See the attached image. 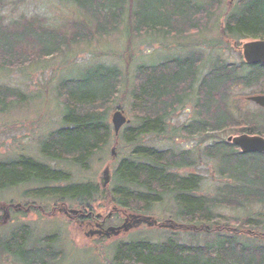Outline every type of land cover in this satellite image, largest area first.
I'll return each instance as SVG.
<instances>
[{
    "label": "trees",
    "instance_id": "trees-1",
    "mask_svg": "<svg viewBox=\"0 0 264 264\" xmlns=\"http://www.w3.org/2000/svg\"><path fill=\"white\" fill-rule=\"evenodd\" d=\"M59 1L72 5L82 17L61 25L37 15L8 19L4 9L15 1L0 0V69L22 70L120 31L129 58L124 72L118 66L98 64L59 81L55 90L63 106L61 125L43 140L40 155L88 171L92 159L103 154L112 139L121 140L131 152L119 159L104 193L93 182H74L69 171L25 156L0 160V192L38 184L40 188L33 191L36 198L52 199L64 207L66 202L75 203L85 213L86 225L108 212L120 220L123 215H149L161 208L170 211L169 221L177 225L173 231L209 238L189 244L171 234L161 244L121 243L112 264H264V216L229 218L218 211L264 206V154H242L221 137H264V108L244 109L249 104L247 91L264 94V64L230 62L218 46L264 40V0L228 3L221 22L215 21L219 38L208 55L191 51L164 57L136 66L132 76L134 40L201 37L215 17L213 1ZM24 97L0 88V112L21 105ZM190 108L188 124L172 126L177 113ZM116 109L127 112L130 119L118 136L110 123V112ZM148 136L201 140L194 150L176 151L145 145ZM202 143L210 144L200 150ZM203 158L217 164L223 181L215 196L200 194L204 180L200 174L181 173L197 167ZM31 239L28 226L9 238L0 236V257L11 256L18 264H54L62 259L56 250L57 235L32 239L34 244Z\"/></svg>",
    "mask_w": 264,
    "mask_h": 264
},
{
    "label": "rangeland",
    "instance_id": "rangeland-1",
    "mask_svg": "<svg viewBox=\"0 0 264 264\" xmlns=\"http://www.w3.org/2000/svg\"><path fill=\"white\" fill-rule=\"evenodd\" d=\"M14 4L8 5L4 9L8 19L20 16H40L47 19L48 23L57 25L65 22L76 21L82 15L76 9L59 0H13ZM211 2L216 12L215 17L209 25V30L201 37H192L188 40H163L161 38L136 39L131 45V65L130 74L138 65H150L159 62L164 57L182 55L191 51H201L205 55L210 53V46L217 42L219 38L218 25L221 22L222 13L227 9L229 0H199ZM239 0H234V3ZM219 4V5H218ZM218 6V7H217ZM217 7V8H216ZM217 21V24L215 23ZM248 40L240 41V45ZM223 57L230 62H240L241 47L237 48L224 44H218ZM126 37L123 31L116 32L99 40H93L90 44H80L73 48L66 55L47 59L43 62L26 67L22 70L7 71L0 69V88L5 91L11 90L23 94L22 104H14L4 112H0V160H11L20 156L29 157L40 162L50 164L56 169L69 171L74 182L90 181L99 186V190L104 193L108 183L102 187V173L105 168L109 169V182H111L112 171L119 159L130 154L131 150L125 148L124 143L111 140L109 146L103 154L94 157L88 171L70 166L69 164L53 163L45 160L40 155V148L43 140L61 125L62 108L60 101L56 97L55 87L63 78L75 77L79 72L104 64L108 66H118L123 72L128 60L125 54ZM248 92V91H247ZM246 92L245 97L249 95ZM258 94V93H257ZM8 99L10 98L7 93ZM16 102L14 98H10ZM244 104V103H241ZM258 107L253 104L244 106L245 110H256ZM114 111V110H113ZM112 111V112H113ZM110 112V114L112 113ZM193 114L192 108L187 111L177 113L172 122L175 128L187 125ZM129 119V115L125 114ZM232 135H221L225 140ZM175 140L165 136H148L144 139V144L156 149L194 150L200 144V137L191 142L181 137H174ZM203 144V145H202ZM200 150L210 143H202ZM114 150L115 157L112 158L111 151ZM217 164L203 158L197 167L184 169L181 173H197L203 177V184L200 194L207 196L216 195V187L222 185L223 181L217 174ZM62 186V185H61ZM110 187V186H109ZM40 188L38 184L24 185L18 188L0 192V236L9 238L10 234L17 231L22 226H28L31 238H41L46 235H57V251L62 253V259L54 264H112L115 248L121 243L136 241H146L154 244H161L174 235L180 242L197 244L201 241L209 240L208 237L198 236L188 231H172L169 228H161L160 224L169 220L170 211L161 208L154 209L149 215L158 223L157 226H147L141 224L135 228L121 233L117 237L98 240L95 237L86 238L80 229L79 220L81 216L75 215L69 218L63 213L66 211L78 210L73 202H66L64 207L61 202L52 199L35 197L33 191ZM26 193V195H25ZM104 197V194H101ZM63 203V202H62ZM63 205V206H62ZM9 206V211L3 213L1 207ZM21 210H15V209ZM229 218H245L248 215L262 214L264 216V206H251L240 210H218ZM104 213L103 216H106ZM6 217V220L5 219ZM145 216V217H146ZM121 221L115 216L108 220L107 225L112 227L120 226ZM174 221L172 225H176ZM79 226V227H78ZM31 239L30 243L34 244ZM201 244V243H200ZM0 264H18L11 256L0 257Z\"/></svg>",
    "mask_w": 264,
    "mask_h": 264
},
{
    "label": "water",
    "instance_id": "water-1",
    "mask_svg": "<svg viewBox=\"0 0 264 264\" xmlns=\"http://www.w3.org/2000/svg\"><path fill=\"white\" fill-rule=\"evenodd\" d=\"M233 0H230L232 2ZM241 52L244 62L251 65L256 64H264V40L259 41H250L241 45ZM248 101L264 108V95H255L247 98ZM110 123L113 128V132L115 136H118L120 130L125 125L130 123V120L125 116V112L121 109L114 110L110 115ZM227 142L236 146L242 154H250V153H264V138L259 135H237V136H229L227 138ZM114 150L111 151V156L115 157ZM109 169L105 168L102 173L103 183L102 187H105L109 183ZM63 213L71 218V216H75L79 213V211L71 210L66 211L62 210ZM110 217V214L108 215ZM141 216L129 215V219L131 218H140ZM6 220V218L4 219ZM144 223L147 226L157 225V222L152 220L151 217H143ZM161 228H169L172 229L175 227L172 224L164 223L160 225ZM98 231L95 232H87L85 233L86 238H91L94 235L104 236L106 238L117 237L121 231L128 232L130 228L125 225L114 228L109 227L105 231L100 230L101 227L97 225Z\"/></svg>",
    "mask_w": 264,
    "mask_h": 264
},
{
    "label": "flooded vegetation",
    "instance_id": "flooded-vegetation-1",
    "mask_svg": "<svg viewBox=\"0 0 264 264\" xmlns=\"http://www.w3.org/2000/svg\"><path fill=\"white\" fill-rule=\"evenodd\" d=\"M3 209V213H6L7 210H6V207H1ZM15 209V208H14ZM15 210H21V209H15ZM79 213L77 214L78 216H81V220H79V225L80 227H85L86 230L84 231V233H87V232H95V231H98L97 229V225H99L101 227L100 230L102 231H105L109 226V224L107 225L108 223V220L110 218H112L113 216V213L112 212H108L106 214V216H102V215H98V219H91L90 222H88V224L86 225L85 223V220H84V217L86 216L85 213L82 211V210H78ZM110 214V217H108V215ZM120 226L122 225H125L127 226L128 228H134L138 225H141V224H145L144 223V220H143V217H140V218H131L129 219V216L127 215H123L121 218H120ZM119 226V225H118ZM116 226V227H118ZM122 232V231H121ZM94 236H97V235H94ZM96 239H100V238H103V236H99L98 237H95Z\"/></svg>",
    "mask_w": 264,
    "mask_h": 264
}]
</instances>
